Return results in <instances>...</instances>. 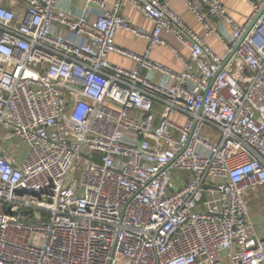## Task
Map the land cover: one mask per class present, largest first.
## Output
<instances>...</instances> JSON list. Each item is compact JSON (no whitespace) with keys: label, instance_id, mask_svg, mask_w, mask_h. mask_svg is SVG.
<instances>
[{"label":"built area","instance_id":"built-area-1","mask_svg":"<svg viewBox=\"0 0 264 264\" xmlns=\"http://www.w3.org/2000/svg\"><path fill=\"white\" fill-rule=\"evenodd\" d=\"M79 1L0 0V133L24 149L0 143V264H264L246 199L264 186V11L244 36L264 0H245L246 24L222 0H181L202 35L175 0H129L152 29L123 0Z\"/></svg>","mask_w":264,"mask_h":264},{"label":"crops","instance_id":"crops-1","mask_svg":"<svg viewBox=\"0 0 264 264\" xmlns=\"http://www.w3.org/2000/svg\"><path fill=\"white\" fill-rule=\"evenodd\" d=\"M112 1V0H109ZM224 5H226L229 14L233 17V19L237 23L246 24L245 22L248 20L249 16L252 13V7L249 3L245 0H222ZM61 4L64 5L66 8L74 9L78 14L83 12L82 9V2L79 0H61ZM182 16L187 24H189L196 33L199 35L204 34L205 30L203 24L194 17L193 13L188 9V7L183 4L181 0H175L172 5ZM121 12L122 14L133 24L136 26H140L146 29H152L154 27L152 21L147 18L140 10L133 7L129 0H123L121 5ZM95 13L92 15L91 19H93ZM163 37L168 40L174 47H176L180 52L184 55L189 54V49L186 46H183L177 39L171 35L170 33H164ZM116 44L119 46L134 50L138 53H143L147 48V43L135 36L132 33L127 31L120 30L116 35ZM208 42L214 49L221 53L224 51V46L221 41H218L216 37L211 36L208 39ZM153 56L158 61L171 66L172 68L182 71L183 64L180 60L177 59L175 53L172 51L170 47L166 46H157L153 50ZM111 62H116L124 67L132 69L136 66L135 61L129 58L123 57L115 52L110 55ZM151 77L155 80L164 81L166 80L162 75L159 73H150ZM6 147H9L7 144H4ZM22 153L18 154L19 160L22 158ZM246 199L252 205L255 212L253 214V220L256 224V228L260 236H264V186H260V188L250 190L246 194ZM252 218V217H251Z\"/></svg>","mask_w":264,"mask_h":264},{"label":"rangeland","instance_id":"rangeland-1","mask_svg":"<svg viewBox=\"0 0 264 264\" xmlns=\"http://www.w3.org/2000/svg\"><path fill=\"white\" fill-rule=\"evenodd\" d=\"M4 136H5V133L3 131H1L0 143L7 144L10 147H16L17 150H19V152H21V153L24 151L23 144L18 139L12 138V139L7 141V140H5ZM83 162H84L83 160H78L77 166L82 165ZM249 212H250V216L253 219V214H254L255 210H254L252 205L250 206V203H249Z\"/></svg>","mask_w":264,"mask_h":264},{"label":"water","instance_id":"water-1","mask_svg":"<svg viewBox=\"0 0 264 264\" xmlns=\"http://www.w3.org/2000/svg\"><path fill=\"white\" fill-rule=\"evenodd\" d=\"M263 11H264V7L257 13V15L255 16V18H254V20L251 22L252 24L247 28V30H246V32H245V34H244V36L252 29V27L256 24V20L259 18V16L263 13ZM243 36V37H244ZM242 37V38H243ZM238 45H239V43H238ZM238 45L234 48V50L229 54V56H228V58H230L233 54H234V52L237 50V48H238ZM227 58V59H228Z\"/></svg>","mask_w":264,"mask_h":264}]
</instances>
